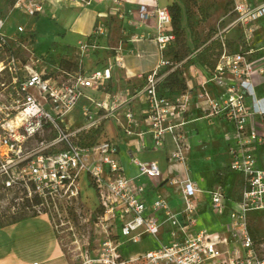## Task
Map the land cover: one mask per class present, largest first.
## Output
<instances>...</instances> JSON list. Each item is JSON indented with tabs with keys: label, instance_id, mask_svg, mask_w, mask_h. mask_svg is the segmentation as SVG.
<instances>
[{
	"label": "built area",
	"instance_id": "1",
	"mask_svg": "<svg viewBox=\"0 0 264 264\" xmlns=\"http://www.w3.org/2000/svg\"><path fill=\"white\" fill-rule=\"evenodd\" d=\"M6 1L10 13L29 18L42 14L47 0ZM2 7L0 4V56L7 61L5 64L0 58V73L7 69L14 75L13 89L0 92V184L3 190L13 193V204L27 200L25 209L36 215L45 214L53 226L54 212L60 209L70 211L77 205V211L85 215L80 177L87 173L97 193L99 212H90L89 218L83 220L96 215L99 223L108 221L114 236L99 242L95 255L86 247L79 254L78 264H264V237L254 238L249 224L251 212L264 210V151L259 155L255 152L257 147L264 148V98L251 91L255 78L264 74V64L252 59L253 50L246 41L228 44L225 34L230 28H241L248 37L264 17V2L233 0L227 14L231 20L204 44L211 40L219 43L220 52L213 55L214 68L194 61L204 45L194 50L188 57L191 62L187 70L183 68L186 89L170 100L159 95L157 85L167 73L182 68L187 58L171 65L163 56L174 41L168 6L160 5L158 0H137L138 21H155L153 39L160 51L158 67L147 74L144 88L133 96L143 95L147 105L146 129L137 132L139 147L147 148L144 136L150 133L153 149H160L168 134L174 145L168 152V161H182L190 150L185 126L192 109L209 124L219 118L231 125L224 134L228 142L227 168L241 175V189L236 199L228 198L219 186L207 191L212 212L228 216L223 229L213 231L195 230L202 190L188 174L177 180L180 210L173 211L170 203L158 196L148 206L145 186L137 179L159 176L158 162L132 158L138 169L132 177L120 164L113 140L101 139L99 134L93 143H86L85 137L95 134L102 120L113 116L116 106L113 100L96 102L85 91L105 89L113 65L90 71L57 69L48 73L23 64L14 52L25 28L18 23L8 33ZM95 32L106 35L103 22L97 23ZM115 62L120 63L118 58ZM164 69L166 72L161 74ZM82 98L94 103L97 110L81 105L75 118L72 114ZM81 117L85 123L74 127L67 120L76 122ZM125 117L130 125L138 124L132 110H127ZM130 125L120 127L131 134ZM172 168L179 173L176 166ZM148 207L151 213L146 212ZM165 225L171 242L135 258H125L123 245L135 244L143 235L157 237ZM118 229L124 242L119 239Z\"/></svg>",
	"mask_w": 264,
	"mask_h": 264
},
{
	"label": "crops",
	"instance_id": "2",
	"mask_svg": "<svg viewBox=\"0 0 264 264\" xmlns=\"http://www.w3.org/2000/svg\"><path fill=\"white\" fill-rule=\"evenodd\" d=\"M252 1L254 3L264 2V0ZM168 2L169 0H158L160 5L168 6ZM135 12L137 13V0H47L45 2L44 12L40 15L45 16V18L49 16L55 20L56 24V28L47 33L49 34L48 38H50L49 43H52L53 47L57 45L59 51L64 49L63 56L57 53L59 57L61 56L60 60L65 58L63 62L59 61L62 62V67L58 69L75 71L81 68L85 71H90L102 69L108 64L113 65L112 76L107 82L106 89L97 90L92 88L85 91V94L96 102L106 100V96L109 94V91H107L109 82L110 86L126 88V91H129V89H133L135 92L141 91L145 86L144 79L147 74L159 65L160 51L156 41L153 39L156 35L155 21L149 20L146 23L137 21L136 24H132ZM111 16L112 19H115V22L119 23V29L115 31L110 28L109 36L106 37L107 28H109L107 20ZM100 21L104 24L106 35L101 39H97L99 34L95 32V24ZM235 30L236 33L230 37L232 40L229 42L246 41L248 47L253 50L252 59L264 64V17L256 23L248 37L243 35L241 28H235ZM39 41L38 36V46ZM89 44L98 49V53L95 55L96 58L95 56L84 58L87 55L86 51L89 48ZM68 52H73L76 56L73 55L72 59ZM97 57L101 59L98 60ZM116 58L119 59V64H116ZM71 61L74 62L72 65L66 63ZM97 66H100V68H97ZM255 79L256 82L251 91L257 97L264 98V74L257 76ZM81 105L97 110L94 103L82 98L72 114L75 118L78 116V108ZM129 106L134 118L138 120L137 125L128 123L125 113L130 108L120 103L119 106H116L112 117L102 120L99 134L101 139L108 138L116 143L118 160L124 167L125 172L132 177L138 173L137 166L132 161V158H138L141 161L158 162L159 176L150 180L144 176H140L137 179L138 182L145 186L147 205L149 206L151 201L158 196L168 201L173 211L180 210L182 205L179 199V184L177 180L188 174L202 190L198 197V229L195 228V230H222L228 220L227 213L218 216L212 212L210 196L207 191L213 186L211 185L208 189L202 187L199 180L193 176L194 170L199 166L195 165L192 168L191 165L194 161V158H192L193 153L194 151L196 152L197 148L199 149L203 141L207 142V144L210 141L217 142V146H214L213 149L224 148L229 163L228 142L225 141L224 134L226 131L231 130V125L224 120L214 118L213 121L221 126L220 133L215 138L213 135H206L203 127L209 125V123L200 116L198 111L192 109L186 116L188 123L185 126V134L191 151L189 150L185 154L182 161L172 160L169 162L167 159L168 152L174 147L170 135H165L164 145L156 150L152 147L151 134L145 133L144 141L147 144V148L141 149L139 147L141 139L137 132L146 129L145 112L147 105L143 95L133 98ZM67 120L69 123H73V127L79 123H85L83 117L76 122H73L71 118ZM129 125L132 133L126 134L120 126L129 127ZM262 151H264V148L257 147L255 152L259 155ZM228 163L224 164L227 169V174L224 178L213 172L216 181H222L228 176V171L232 172V170L227 168ZM175 166L178 168L179 173H176L172 168ZM236 173L237 177L234 183L225 185L227 190H231L230 192L225 191L228 198L231 199L238 198L240 193V190L236 193L234 192L235 186L238 185L241 189L242 177L238 172ZM146 212L151 213L149 207ZM158 216L162 217V213H158ZM206 220H208L209 224H207ZM166 226L157 237L143 235L139 242L122 250L125 258H135L146 251L157 248L162 243H169L171 238ZM131 248H134L137 252L135 256L130 251ZM0 264H67L66 257L63 255L58 242L57 232L49 217L45 214L28 216L20 221L1 227Z\"/></svg>",
	"mask_w": 264,
	"mask_h": 264
},
{
	"label": "rangeland",
	"instance_id": "3",
	"mask_svg": "<svg viewBox=\"0 0 264 264\" xmlns=\"http://www.w3.org/2000/svg\"><path fill=\"white\" fill-rule=\"evenodd\" d=\"M168 3V6L177 3L181 7V24L184 31L183 39L190 49L195 47V43L206 41L209 35H212L215 31L224 28L232 18L227 14L232 7L233 0H169ZM0 4L3 6L2 14L6 17L5 30L8 33L12 32L18 23L23 25L25 28V30L19 35L20 45L15 48L14 56L23 64L30 65L38 71L44 70L45 72L49 73L62 67L61 65L64 61L63 59L65 58H62L61 60L59 58L63 56L64 49H60L59 51L57 49V45L53 47L52 43H49L50 38H48L49 34H47L48 32H51L52 29L56 28L55 20L51 19L49 16L45 18V16L42 15L27 18L26 16H23L17 12L10 13V9L7 6L8 4L6 0H0ZM132 20H134L132 24H136L138 21V14L136 12L134 13V18H132ZM107 21L109 28H107L106 37L109 36L108 32L110 28L115 31L119 29V23L115 22V19H112V16L109 17ZM234 33H236L235 28H230L229 31L225 33L228 41L232 40L230 37L234 35ZM38 36L40 40L39 46L37 44ZM88 47L89 48L86 51L87 55H85L84 58L94 57L98 53V49L94 48L92 44H89ZM175 48H178L177 44H175ZM164 52V58H169L170 55L165 56ZM57 53L61 54V56L59 57ZM70 55L72 59L73 55L76 56V54L73 52L70 53ZM0 58L4 59L5 56H0ZM97 59L100 60L101 58L97 57ZM4 61L6 64L7 60L4 59ZM57 62H59V64H57ZM66 63H70L72 65L74 62L71 61ZM189 64L190 63L183 67L185 68L184 70H187ZM97 68H100V66H97ZM165 72L166 70L164 69L160 73L162 74ZM13 75L14 73L9 72L7 69L0 73V92L5 91L6 89H13ZM146 78L147 77L144 79V84H146ZM125 89L115 86L112 87L110 86L109 82V89L107 87V91H109V97H107L105 102L108 103L109 101L113 100V104L115 106H119L121 103L127 105V108H130L128 110H131L129 105L133 98H136L133 97L135 91H133V89L126 91ZM130 97H132L131 100L124 101ZM203 129H205L206 135L210 134L215 138L217 135H219L221 126L217 122L213 121L212 124L204 126ZM214 146H217V142L214 143L210 141L209 144H207V142L203 141L199 147V149L202 150L197 148L196 152L194 151L192 156L194 161L192 162L191 166L192 168H194L195 165L199 167L194 170L195 173H193V176L199 180L201 186L205 189H208V187L212 185L219 186L224 191L230 192L231 190H227L225 185L227 186L228 184H233L237 177V173L228 171V176L225 177V179H222V181H216L214 179L213 172L218 173L221 178H224V176L227 174L225 165L228 163L224 148L213 149ZM191 148L194 149L193 147ZM239 190L240 187L238 185L235 186L234 192L236 193ZM80 194L81 199L84 202V204L81 202L83 206L81 204L80 205L86 209L85 215H82V212L80 214L76 209L77 205H75L70 211L64 209L55 211L53 216L56 225L54 228L57 232L58 242L68 264H78L81 261L79 254L86 247L92 251V255H95L97 253L99 242H101L106 237L114 236L113 227L111 228L108 221L101 224L98 222L97 218H95L96 215L94 214H92L94 215L93 219L91 218V220H83L85 218H89L90 212H99V210H97V193L94 187L90 186L87 173L81 174ZM12 196L13 193H8L7 191L3 190L0 184V207L2 208V213H5L6 215L9 213V211L12 212L17 207L22 205L21 203H14L15 207L12 208L10 206L8 211L6 207H8L7 205H9L11 202L10 200ZM24 212L25 214H31L25 208ZM196 216L198 218V211ZM206 221L207 224H209L208 220ZM198 222L199 221L197 220L195 226L196 229H198ZM249 224L255 235L264 237V210L251 212ZM117 233L119 239L124 242L125 237L120 234V229L117 230ZM169 241L171 242L172 239ZM131 245L132 243L123 245L122 250L127 249ZM130 251L133 252L134 256L137 253L134 248H131ZM129 264H135V262H130Z\"/></svg>",
	"mask_w": 264,
	"mask_h": 264
},
{
	"label": "trees",
	"instance_id": "4",
	"mask_svg": "<svg viewBox=\"0 0 264 264\" xmlns=\"http://www.w3.org/2000/svg\"><path fill=\"white\" fill-rule=\"evenodd\" d=\"M168 9L171 14V26H172V32L174 34V41L173 43L167 46L164 52L165 56L170 55L169 58H167V60L171 65H174L175 63H178L187 58L186 61L182 64V68H176L173 71L167 73L165 77L157 85V91L159 95L162 97L169 98L171 100L172 97H174L175 95L186 89V83L183 77V67H185L186 64L191 62V59L188 58L189 55L192 54L194 50L204 45L211 38L212 35H209L206 41L203 40L204 42L201 41L195 43V47L193 49H190V47L186 45L183 39L184 31L181 24V7L177 3H174L171 6H168ZM96 25L97 22L95 24V28ZM102 37L103 35L99 34L97 36V39H101ZM175 44L178 45V48H175ZM228 44L231 43L228 42ZM219 52H220L219 43L217 41L211 40L208 44L204 45L202 49H200L195 54L194 61H196L197 64H199L200 66L206 65L210 68H214L215 58L213 57V55L216 54L218 55ZM100 126L95 132V134L92 133L85 137L86 143L91 144L96 140L97 136L101 131ZM90 186L93 187L91 182H90ZM27 202L28 201L26 200L21 206L17 207L12 212L9 211L10 206L15 207V205L13 203L7 205L8 207H6V209L9 211L7 215L5 213H2L3 211L1 210L2 208L0 207V228L5 225L20 221L28 216H36L35 213L25 214L24 208ZM250 232L254 236V238H256L255 233L253 232V229L251 227H250Z\"/></svg>",
	"mask_w": 264,
	"mask_h": 264
}]
</instances>
